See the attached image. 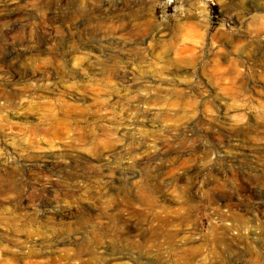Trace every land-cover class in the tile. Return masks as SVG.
<instances>
[{
  "label": "clouds",
  "instance_id": "9594fccd",
  "mask_svg": "<svg viewBox=\"0 0 264 264\" xmlns=\"http://www.w3.org/2000/svg\"><path fill=\"white\" fill-rule=\"evenodd\" d=\"M0 264H264V0H0Z\"/></svg>",
  "mask_w": 264,
  "mask_h": 264
}]
</instances>
